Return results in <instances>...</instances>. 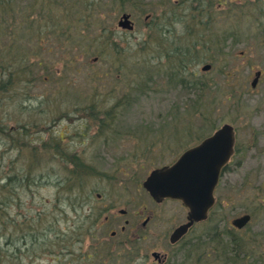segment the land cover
Wrapping results in <instances>:
<instances>
[{
    "label": "rangeland",
    "instance_id": "obj_1",
    "mask_svg": "<svg viewBox=\"0 0 264 264\" xmlns=\"http://www.w3.org/2000/svg\"><path fill=\"white\" fill-rule=\"evenodd\" d=\"M127 1L122 5V0H58L49 10L43 9L44 16L39 13L38 23L30 25L33 28L25 26L18 32L19 50L15 51L23 58L14 62L13 54L8 62L26 68L32 81L22 83L18 75L14 91L0 89V98L4 112L11 115L10 125L16 126L18 120V125L28 123L35 129H27L25 137L18 139L19 144H27L23 155L4 145L5 136L0 135V185L16 171L29 168L34 173L31 190L20 192V206L10 203L7 208L15 225L7 223L6 230L0 225L3 263L154 264L146 253L157 245L172 249L168 236L185 221L186 210L176 202L157 205L139 181L228 122L237 131L239 148L215 193L218 207L210 227L229 239L225 242L236 238V245L259 240L260 246L254 247L257 252L241 264H264V11L259 10L264 2L211 0L212 5L203 10L211 15L201 24L190 16L197 11L189 12L188 4L180 0ZM123 12L132 15L130 32L117 26ZM191 42L199 46L193 48L196 57L184 61L185 80L198 81L200 88L190 90L179 83L183 62L176 59L174 50H185ZM212 59L213 67L202 71V65ZM34 61L41 65L31 71ZM257 69L263 74L252 88ZM40 124L48 125L42 130L46 138L58 134L66 156H55L53 147L44 148L38 142ZM5 142L10 144L8 139ZM32 150L39 155L33 156ZM81 173L89 197L74 210L68 207L66 190L76 189ZM114 173L117 179H109ZM89 206L100 221L96 238L80 222L87 218ZM120 208L126 213L120 215ZM243 213H250L251 221L236 230L230 221ZM146 215L151 218L136 231L135 252H131L133 242L124 243L125 220L133 222ZM45 225H50L48 233L41 230ZM206 225L196 227L185 242H194ZM112 229L114 236L109 233ZM28 231L32 236L21 239L20 234ZM8 237L12 245L24 247L23 254L11 256ZM99 237L105 244L96 241ZM29 238L37 243L52 241L44 247L33 246L32 256L27 249L32 245ZM152 244L157 245L151 249ZM187 244L172 249L175 256L169 264L182 263L190 248Z\"/></svg>",
    "mask_w": 264,
    "mask_h": 264
},
{
    "label": "trees",
    "instance_id": "obj_2",
    "mask_svg": "<svg viewBox=\"0 0 264 264\" xmlns=\"http://www.w3.org/2000/svg\"><path fill=\"white\" fill-rule=\"evenodd\" d=\"M19 1L20 0H0V89L2 90L1 92H4V93L6 91H8L9 93H12L14 91L13 90L14 89L13 80L18 78V75H22V78H21L22 83L26 82L28 84L29 81H32L28 79V76L26 75L27 72L24 71L26 68L22 69V66L19 67L18 64H15L13 62L12 63L8 62L9 59L13 58L12 57L13 54H14V58L16 57L14 62H16V60L18 59L17 57H19L20 60L23 58L22 55L19 56L18 55L19 53L15 51L16 48H18L19 50V45H18L19 40L18 39L20 38V36L18 32H20L21 29H24L25 26H27L29 29L33 28L30 25L31 23H38L35 20V18L38 17L39 13L41 14L44 8L45 10L46 9L49 10L53 2L54 3L58 2V0H55V1L54 0H25V3L19 4ZM262 1L264 2V0ZM125 2H129V1L122 0V5ZM180 2L188 4V6L190 7L189 12L191 10L197 11V12L191 11L190 13V16L194 18L193 20H196V22L199 21L201 24H205L206 22H208V17L211 15V13L209 12L204 13L203 10H204V7L206 8L207 6L212 5L211 0H180ZM255 3L257 4V2ZM259 5L261 6L259 10L262 13L264 11V7L261 4ZM196 14L197 16H200L199 20L196 18ZM42 15L44 16L45 14L42 13ZM83 20L86 21V19H83ZM203 20L206 22L204 23ZM189 32L191 33L192 29L191 30L189 29ZM204 32L202 31V33ZM165 33L166 32H164V34L162 35V39L164 38ZM39 38L40 36L37 35L36 39H39ZM198 46L199 45L196 42H191L189 47H187L185 50L175 52V55L182 58L186 52L191 50L190 56L192 58L196 55L193 51V48H196ZM40 65H41L40 62L34 61V63L31 62L28 69H31L32 71L34 68L36 67L38 68ZM38 70L40 69H37V75H40V73H38ZM29 76H34V75H29ZM183 76L184 75H182L181 77ZM180 81L183 85L187 84L183 78H181ZM189 86H190L189 87L190 89H192L191 86H197L200 88V84H198V81L196 82L193 81L192 83L190 82ZM3 106H4L3 98H0V108L2 110H3ZM1 109H0V135H4L5 141H7L8 139V142L10 144L2 140L1 141L3 142L4 145L7 144L8 146H11V149L14 148L16 151L15 152L16 154L23 155L24 153L23 147L26 146L27 144L25 143H23L22 145L19 144L18 139L19 137L20 138L25 137V135L27 134V129L31 130L35 128L34 127L29 128L28 123L18 125V120L15 121L17 122L16 126L10 125L9 116L11 115H7L4 112V110L1 111ZM90 111L93 112V114L100 113V112H96L93 109H90ZM104 112L107 114L106 110ZM47 126L48 125H43V124L39 125L40 132H39L38 142L41 143L44 148H46L47 146L53 147L54 148L53 155L59 156L60 154H64L66 156V154L68 153H65L60 148L61 141H60L58 134L50 135V137L48 138H46L42 134L43 127H47ZM83 127L84 126H82V128ZM8 132L10 134H7ZM14 132H16V134H14ZM15 143H18V145L15 146L14 145ZM32 154L33 156L39 155V153H36L33 150H32ZM25 167L26 166H24L23 168L25 169ZM16 172L17 173L13 175H6L4 178V182L0 185V225L5 230L7 228L6 227L7 223H8V226L15 225L14 220L11 219L9 212L7 211V208L9 207L10 203L12 205L14 204V208L20 206L17 201L22 199L21 193L26 192V190L30 191L33 185V183H31L32 180L30 179V176L34 172H31L29 168L23 170L22 172L20 171H16ZM78 172H82V171H78ZM79 176H81L80 177L81 180L80 181L79 179L77 180L78 186H76V189L66 190L68 192V197H67L66 202L68 203V207L74 210H76L79 206L84 205L87 202V198L89 197V192L87 189H85L83 185V181H82L83 173H81ZM97 219H98V214L93 212L92 208L89 206V213L87 215V218L81 219L80 222L82 224L84 223L87 226L88 232H92V227L94 230V225ZM48 226L45 225L44 227L41 228V230L42 231L44 230L45 233H48L47 232ZM10 234L12 235V233ZM233 234L234 233H231L230 235H233ZM20 235H21L20 238L22 237L21 239L23 240L24 239L27 240L28 236H32L31 231L24 232V233L22 232ZM56 236H53V239H56L55 238ZM217 236L218 237H214L213 234L210 232L204 234V237H202V239L200 238L202 242L200 241L198 245L196 244L195 247L192 248L191 251H187L188 254L186 255V259L182 261V264H241V262L247 263L249 255L251 253L254 254L257 252V249H254V247L260 246L259 240H255V239L252 242L245 241L243 243H238L236 245L235 244L236 238L234 237L231 238L230 242H225L229 239L224 240V238H222L221 233H219ZM205 237L208 241L205 240ZM7 240L9 241V244L7 243L8 245L13 244L12 240L9 237L7 238ZM51 241L52 239H49V240H43L37 243L33 241V238L32 239L29 238V242L32 244L31 246L27 248L28 250H30L29 254L33 256V250H32L33 246L39 244L41 247H44L45 245L51 243ZM206 241L208 244L209 243L212 244L214 242H216V244L214 246H210V248L207 249L206 247L202 246V245H206L205 244ZM25 244L27 245L28 241H26ZM1 249L3 248L2 247L0 248V264H5L3 263V260H2L4 259L5 255ZM10 249L12 250L11 256L14 255L17 257L23 254L24 247L22 246V247L17 248L16 246L12 245L9 248V250ZM259 255L260 254H258V256Z\"/></svg>",
    "mask_w": 264,
    "mask_h": 264
},
{
    "label": "water",
    "instance_id": "obj_3",
    "mask_svg": "<svg viewBox=\"0 0 264 264\" xmlns=\"http://www.w3.org/2000/svg\"><path fill=\"white\" fill-rule=\"evenodd\" d=\"M129 14H123L119 25L132 29ZM209 68L205 65L203 69ZM260 72H257L252 86H255ZM234 140L233 128L225 124L213 136L207 138L201 145L184 153L173 165L157 168L143 182L151 196L161 201L163 197H177L189 208L188 219L171 235V241H176L184 234L194 220L206 218L207 210L212 206L213 190L218 181L222 166L228 161L232 152ZM250 219L249 214L236 217L232 224L243 227Z\"/></svg>",
    "mask_w": 264,
    "mask_h": 264
},
{
    "label": "flooded vegetation",
    "instance_id": "obj_4",
    "mask_svg": "<svg viewBox=\"0 0 264 264\" xmlns=\"http://www.w3.org/2000/svg\"><path fill=\"white\" fill-rule=\"evenodd\" d=\"M212 62V63H211ZM213 63H214V61L212 60V61H210V64L213 66ZM228 75H232L231 73L230 74H228ZM198 142H196V143H194V144H190V145H188L187 146V148H185V149H188V148H190V147H192V146H194L195 144H197ZM238 148H239V146L237 145V147H235L234 148V150L236 151V150H238ZM235 153V152H234ZM236 155H237V152H236ZM119 169H120V171L122 172V168L121 167H119ZM114 178L115 179H117V177H116V174L114 173ZM100 195V194H99ZM108 219V218H107ZM125 223H126V225H127V233H126V236L124 237V238H126L125 240H124V243L129 239L131 242H133V246H134V249H132L131 250V252H135V245H134V243H136V240H135V233H136V231L138 230V229H144L145 228V225H146V223L144 224L143 223V221L142 220H136V221H133V222H130V221H125ZM125 225V226H126ZM121 232L125 229L124 228V226H121ZM112 231H114V230H112ZM125 231V230H124ZM116 232H114V234H115ZM123 233V232H122ZM113 234V235H114ZM146 236V235H145ZM145 236H143V238L144 239H146L145 238ZM136 239H139V238H136ZM143 239V240H144ZM103 242V241H102ZM104 243V242H103ZM120 243H122V241L120 242ZM178 244V243H177ZM155 245H157V244H155ZM155 245L154 244H152L151 246H152V248L151 249H153V248H155ZM168 245L171 247L172 246V249L173 248H175V247H177V246H174V245H172V244H170L169 242H168ZM172 249H170V250H168V249H164V248H162V247H160V246H158L157 245V248H155V249H153V250H151L149 253H146L147 254V257H152L153 258V263L154 264H169V261H171L173 258H174V256L175 255H173V251H172ZM176 249V248H175ZM130 252V251H129ZM156 253V254H155Z\"/></svg>",
    "mask_w": 264,
    "mask_h": 264
}]
</instances>
